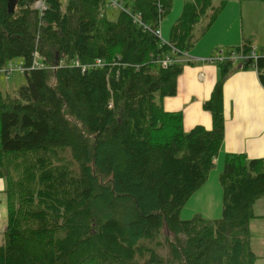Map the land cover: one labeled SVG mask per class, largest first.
<instances>
[{
  "label": "trees",
  "instance_id": "obj_1",
  "mask_svg": "<svg viewBox=\"0 0 264 264\" xmlns=\"http://www.w3.org/2000/svg\"><path fill=\"white\" fill-rule=\"evenodd\" d=\"M35 1L17 0L9 13L0 0V71L20 58L26 81L11 96L0 91V264H254L249 223L264 200V158L225 156L220 219L179 217L215 167L224 80L253 61L216 65L204 103L210 130L184 132L181 113L162 101L195 64L196 32L229 2L264 0H182L167 40L173 0H47L43 12ZM223 51L254 52L264 86V57L251 43Z\"/></svg>",
  "mask_w": 264,
  "mask_h": 264
},
{
  "label": "crops",
  "instance_id": "obj_2",
  "mask_svg": "<svg viewBox=\"0 0 264 264\" xmlns=\"http://www.w3.org/2000/svg\"><path fill=\"white\" fill-rule=\"evenodd\" d=\"M179 13H176V17ZM218 19L211 26V29L215 28ZM160 36L163 39L162 32ZM238 45L240 44L238 43ZM251 48L256 51V47L252 44ZM191 56L190 60H193L195 64L187 63L183 67L181 74L176 79V94L163 99V108L169 113H181L184 132H189L196 126L210 130L212 126L211 115L204 109V103L209 100L217 82L219 76L217 64L206 61L210 57H207L208 54L195 56L191 54ZM259 56L264 57V52L262 51ZM223 112L224 137L220 151L214 161L216 169L219 170L218 181L227 154H244L249 159L264 158V86L254 69L238 68L225 78L223 83ZM215 191L219 206L220 190L217 179L213 178L212 181H206V184L192 197L190 203L193 208L192 212H198L202 217L208 218L207 213L209 212L205 211L204 207H211V202L207 200V196H212ZM254 214L256 218L250 220L249 223L251 236L254 234V230L264 226V205L255 204ZM255 238L264 244L263 234H257Z\"/></svg>",
  "mask_w": 264,
  "mask_h": 264
},
{
  "label": "rangeland",
  "instance_id": "obj_3",
  "mask_svg": "<svg viewBox=\"0 0 264 264\" xmlns=\"http://www.w3.org/2000/svg\"><path fill=\"white\" fill-rule=\"evenodd\" d=\"M63 7L69 0H59ZM182 0H173L172 9L166 15L162 22L161 32L163 39L169 38L171 26L180 16L182 10ZM181 7V10H180ZM177 10V12H176ZM180 12V13H179ZM117 13V9L108 7L107 15L110 19H113ZM176 13L179 15L176 17ZM217 25L214 29H208L204 35L200 32H196V41L190 48L189 52L195 56L197 54H208L207 57L213 55L217 50H226L230 47H237L238 43H251L256 47L257 54L264 52V3L260 1H244L237 2L232 1L226 4V6L220 12L218 16ZM189 53V54H190ZM190 54V56H191ZM192 57V56H191ZM23 66V60L15 58L9 61L4 69L12 70V75L9 79L0 75V91L3 95H13L21 86L26 84L25 76L19 70ZM219 170L214 169L209 173L207 178L212 181L213 178L217 179V185L220 190L219 206L218 196L215 191L212 196L208 195L207 200L211 202V207H204L208 218L202 217L198 212H192L193 208L190 206L193 194L183 208L179 212L181 220L192 219L195 215H200L202 218L210 221L218 220L222 217V189L220 187L217 174ZM222 172V171H221ZM207 180V181H208ZM206 184V183H205ZM204 184V185H205ZM4 180L0 178V245L4 242V231L7 220V210L4 194ZM255 204L264 205V200H258ZM258 224V223H257ZM257 234L264 235V226H261L254 230V234L250 235V246L251 250L256 255L257 259L254 264H264V244L260 243V240L255 238ZM261 255H263L261 257Z\"/></svg>",
  "mask_w": 264,
  "mask_h": 264
},
{
  "label": "built area",
  "instance_id": "obj_4",
  "mask_svg": "<svg viewBox=\"0 0 264 264\" xmlns=\"http://www.w3.org/2000/svg\"><path fill=\"white\" fill-rule=\"evenodd\" d=\"M46 1L47 0H36L34 3V8L39 11V12H43L46 9ZM38 55L37 52L34 53V57H36ZM251 59L253 61V65H252V69H254L257 72L256 69V55L254 54V52H250L248 55L246 56H242V55H225L224 51L221 50H217L213 55H211L206 61L211 63V64H220L226 61H232L233 63L238 62V61H243V60H249ZM42 68L43 65L42 64H37L36 62L33 63L32 68ZM12 68L10 67L9 69H4L0 71V75L5 77V79H9L12 75ZM19 70L21 72L19 73H23L25 71L24 68L20 67Z\"/></svg>",
  "mask_w": 264,
  "mask_h": 264
},
{
  "label": "water",
  "instance_id": "obj_5",
  "mask_svg": "<svg viewBox=\"0 0 264 264\" xmlns=\"http://www.w3.org/2000/svg\"><path fill=\"white\" fill-rule=\"evenodd\" d=\"M16 2L17 0H7V9L9 13L13 12ZM238 68H240V66H238ZM262 75L264 76V71L262 72Z\"/></svg>",
  "mask_w": 264,
  "mask_h": 264
}]
</instances>
